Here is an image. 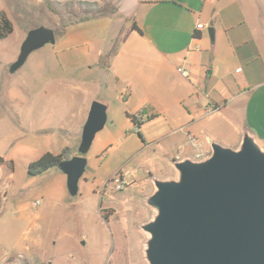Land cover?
Segmentation results:
<instances>
[{
	"label": "crops",
	"instance_id": "0c3cea01",
	"mask_svg": "<svg viewBox=\"0 0 264 264\" xmlns=\"http://www.w3.org/2000/svg\"><path fill=\"white\" fill-rule=\"evenodd\" d=\"M2 7L0 13L13 23V36L23 11L15 0L3 1ZM119 15L125 24L115 20ZM130 19L133 25L125 30ZM200 23H211L214 41L198 29ZM51 45L44 69L36 72L42 80L36 97L53 107L38 104L23 110L29 137L51 133L58 147L64 122L59 104L67 98L75 103L76 96L83 107L100 101L111 119L108 135L113 136L102 146L108 150L104 164L113 157L125 161L153 152L161 163L156 172L148 169L152 193L154 179L176 175L175 160L195 161L193 140L202 144L205 159L212 153V142L238 150L245 133L264 149V0H125L114 16L70 25ZM19 53L3 62L5 75ZM106 55L105 68L100 60ZM3 78L0 75L1 89ZM89 107L82 112L84 119L65 134L76 145L82 141ZM139 113L143 122L135 127L130 116ZM29 114L34 117L27 120ZM170 149L176 154L172 159ZM135 172L115 176L133 186L136 181L126 179ZM22 256L7 262L19 264Z\"/></svg>",
	"mask_w": 264,
	"mask_h": 264
},
{
	"label": "rangeland",
	"instance_id": "374dc122",
	"mask_svg": "<svg viewBox=\"0 0 264 264\" xmlns=\"http://www.w3.org/2000/svg\"><path fill=\"white\" fill-rule=\"evenodd\" d=\"M3 1L0 0V8ZM124 2L15 0L23 11V20L16 22L17 31L13 36L0 39V75L4 76L0 88V157L4 159L0 165V264H10L7 260L20 255H25V259H19V264H148L144 248L148 235L142 226L155 216V211L146 205L152 194L148 169L156 172L161 163L154 160L155 154L150 151L125 161L113 157L104 164L108 150L102 146L113 140L112 133L107 132L110 119L103 131L97 133L89 152L82 155L81 141L77 146L75 140L65 136L84 119L83 110L91 106L83 107L79 96L75 103L67 98L59 104L64 122L63 137L57 138L58 147L51 133L29 137L23 110L38 104L53 107L47 99L36 97L42 87L36 72L40 67L44 69L53 45L34 51L17 71L11 72L12 65L6 75L2 71L3 62L20 51L31 30L47 27L60 32L82 17L96 15L98 8L107 13L104 17H112ZM115 20L125 24L121 15ZM133 22L128 20L125 30ZM203 25L209 35L211 23ZM124 36L125 32L121 38ZM40 73L45 75L44 71ZM48 116H52V111ZM33 117L29 114L26 119ZM136 138L140 141L137 134ZM65 143L73 147L74 156L81 155L88 160L86 172L78 182L77 195H72L68 176L58 167L37 176L28 174L31 162L48 151L60 154L66 149ZM167 154L170 159L176 155L171 149ZM126 170L136 171L126 179L136 184L120 192L116 186L121 181L115 175ZM38 213L40 218L36 217ZM28 247L29 254L25 252Z\"/></svg>",
	"mask_w": 264,
	"mask_h": 264
},
{
	"label": "water",
	"instance_id": "95a60500",
	"mask_svg": "<svg viewBox=\"0 0 264 264\" xmlns=\"http://www.w3.org/2000/svg\"><path fill=\"white\" fill-rule=\"evenodd\" d=\"M208 33L214 41V27ZM55 40L50 28L31 30L11 72ZM107 123L106 106L92 103L79 145L82 155ZM211 149V155L199 162L175 160V178L154 179L146 205L155 216L142 226L148 235V264H264V149L248 133L238 150L217 142ZM87 162L78 155L61 166L72 195L78 194Z\"/></svg>",
	"mask_w": 264,
	"mask_h": 264
},
{
	"label": "trees",
	"instance_id": "16d2710c",
	"mask_svg": "<svg viewBox=\"0 0 264 264\" xmlns=\"http://www.w3.org/2000/svg\"><path fill=\"white\" fill-rule=\"evenodd\" d=\"M99 9V8H98ZM96 15L91 17H82L77 21H74L70 23L68 26L73 25L75 23L79 22H86L96 17L106 16L107 13H104V11L98 10ZM132 28H135L134 26ZM14 31L13 23L10 21V19L7 17V15L4 12L0 13V39H4L9 37ZM64 33V29L60 32H55L57 36H62ZM110 55L102 56L100 60V65L102 67L108 66V59ZM151 118V117H150ZM149 118V119H150ZM130 119L134 122L135 127H140L142 124L143 114H137L130 116ZM141 136V135H140ZM74 157L73 151L70 148H66L61 152L60 154H53L51 152H46L43 154L39 159L36 161L31 162L28 165V174L30 176H37L41 175L48 170L58 167L61 170V166H63L67 161H70ZM4 163V159L0 157V165Z\"/></svg>",
	"mask_w": 264,
	"mask_h": 264
},
{
	"label": "built area",
	"instance_id": "2783aa9c",
	"mask_svg": "<svg viewBox=\"0 0 264 264\" xmlns=\"http://www.w3.org/2000/svg\"><path fill=\"white\" fill-rule=\"evenodd\" d=\"M203 28H204V25L200 23L198 25V29L203 30ZM179 72L182 74L183 77H185V78H188L189 77L188 71L183 70V69H179ZM141 120H143V119H141ZM192 146L197 150V152L194 155L195 161H198L199 162V161L204 160L205 159V155L202 153V144H198V142H196L195 140H193V145ZM116 180L117 181L118 180L121 181L120 184L118 183V185L116 186V189H118L120 192L123 191L124 187H126L125 181L119 176V174H117ZM19 258H23V256L20 255Z\"/></svg>",
	"mask_w": 264,
	"mask_h": 264
}]
</instances>
